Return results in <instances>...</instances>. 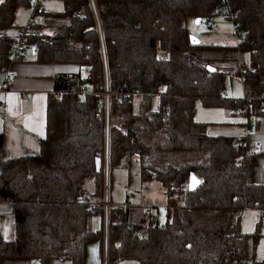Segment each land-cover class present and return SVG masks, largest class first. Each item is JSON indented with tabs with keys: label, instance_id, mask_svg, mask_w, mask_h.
Returning <instances> with one entry per match:
<instances>
[{
	"label": "trees",
	"instance_id": "16d2710c",
	"mask_svg": "<svg viewBox=\"0 0 264 264\" xmlns=\"http://www.w3.org/2000/svg\"><path fill=\"white\" fill-rule=\"evenodd\" d=\"M60 1L62 10L29 24L20 44L29 43L37 60L75 62L79 70L54 76L37 153L8 156L0 132V201L10 203L13 219V236L0 235V264L4 257L84 264L90 240L102 241L107 264L245 263L248 238L255 246L261 233L259 225L242 232L239 214L264 209V182L253 180L244 137L209 133L208 122L194 115L197 100L245 115V125L249 116L264 115V0H226L235 14L234 34L242 32V39L225 44L191 43L186 27L196 17L230 20L213 13L222 0H94L102 42L90 0ZM24 4L0 2V71L13 58L16 40L8 31ZM226 75L241 80V99L221 95ZM106 86L107 130L101 106ZM106 141L109 173L135 159L140 180L163 187V223L143 205L121 210L109 198L106 232L87 227L91 214L104 219L103 171L95 160L102 159ZM190 173L200 180L192 191ZM85 178L92 179L93 191L84 187Z\"/></svg>",
	"mask_w": 264,
	"mask_h": 264
},
{
	"label": "crops",
	"instance_id": "0c3cea01",
	"mask_svg": "<svg viewBox=\"0 0 264 264\" xmlns=\"http://www.w3.org/2000/svg\"><path fill=\"white\" fill-rule=\"evenodd\" d=\"M90 3L96 22V29L102 42V32L95 2L94 0H90ZM62 8L63 5H52L48 9L44 10V12L41 14L44 16L45 12L61 11ZM35 9L36 8H34V10L32 11V15L38 13L34 12ZM17 11L18 8L15 13V19L17 17ZM17 32L18 31H16L15 34L11 35L15 36ZM236 41L237 40L230 42ZM103 56H105L104 49ZM78 70L79 66L75 62H50L37 60L33 51L27 50L25 54L22 55V57L12 58L6 68L0 71V86L3 87L0 90V132L2 133L3 151L5 154H7L8 156L18 157L27 154H35L38 152L39 140L44 138L46 134L47 98L49 94L54 93V76L60 72L74 73ZM6 76H8V79H6ZM245 122L246 120L241 124L243 128H246L248 130L247 132L249 133L243 137L246 139L247 149L251 151L255 164L252 177L255 182L263 183L264 115L253 117L250 121L247 122V125H245ZM225 124L226 123L221 122V126L216 127L211 122L210 124H208L207 130L209 133L225 135L221 133V130ZM210 127L214 129H211ZM101 167L103 171V163ZM87 180H90V184L86 183ZM83 185L84 187L85 185H87L85 188L89 192L93 191L92 179L85 178ZM161 203L166 209V204L163 203V201ZM248 209H257V214H259L258 208ZM242 211H240V213ZM263 215L259 214V218H257L253 211L247 212L244 214L245 218L242 224H246V218L252 217L254 219V222L258 221V223L256 224L257 227ZM258 227L260 229V226ZM0 235L6 239L13 236V219L10 212V203L8 201H0ZM257 255L258 251L256 249L254 257L252 256V263L254 262V259ZM1 264L40 263L36 258L31 257H4L1 260ZM59 264H69V262L63 261ZM229 264L239 263L232 262Z\"/></svg>",
	"mask_w": 264,
	"mask_h": 264
},
{
	"label": "rangeland",
	"instance_id": "374dc122",
	"mask_svg": "<svg viewBox=\"0 0 264 264\" xmlns=\"http://www.w3.org/2000/svg\"><path fill=\"white\" fill-rule=\"evenodd\" d=\"M32 2L37 3V10L44 12L52 5H62L60 0H31ZM54 8V7H53ZM34 10L33 5L24 4L18 7L17 17L15 19V27L9 29V33L15 34V40L17 39L18 33L22 31L24 27L29 29V24L42 22V14L35 13L32 15ZM234 19L231 21L220 15H213L210 21L202 19L199 23L195 22V19H187L186 27L189 35L197 37L203 43H212V44H225L230 41L236 40V34H234V25L232 24ZM25 37L22 41H25ZM224 40V41H223ZM25 45L30 47L29 43ZM229 64V63H227ZM234 67V64H229ZM231 67V68H232ZM106 71V67H105ZM108 93L109 90L107 89ZM106 93V94H108ZM221 95L226 98L232 99H241L243 96V87L241 80L237 76H225L223 78V86L220 91ZM135 96H141V93H133ZM152 105L153 102H152ZM195 119L202 122H212L216 127L221 126V122L226 123L221 133L234 137L242 138L247 135L249 132L246 128H243L242 122L246 120L245 115H242L238 112H231L230 110L221 107V106H206L199 100L195 103ZM208 123V124H210ZM211 129H214L210 127ZM107 130V127L105 128ZM107 142V141H106ZM103 177L105 172L103 171ZM106 180L109 186V195L110 200L115 203L127 202L130 205H143L148 204L153 206L151 212L156 215V222L163 223L166 218V209L161 203L166 202V195L164 194L163 187L154 179L141 181L139 175V164L138 161L132 159L130 165L127 168H113L107 172ZM87 184H90V180H87ZM87 185H85L86 187ZM103 194V185H102V197ZM153 202V203H151ZM141 207V206H140ZM259 218L257 214V209H248L245 208L240 214V224L241 230L246 234L254 232L256 224L258 221L254 222L252 217L246 218L245 225L242 224L247 212H252ZM264 214V212H263ZM262 214V215H263ZM258 220V219H257ZM104 219L100 214H91L87 217V226L92 231L104 230ZM261 235L259 236L258 243L254 246L252 242V237L248 238V259L245 264H264V215L259 223ZM260 242V243H259ZM102 241L99 240H90L86 244L85 250V264H102ZM258 251V255L255 257L254 262L252 263V254ZM235 263V262H233ZM111 264H137L136 260L133 259H124L118 260Z\"/></svg>",
	"mask_w": 264,
	"mask_h": 264
},
{
	"label": "built area",
	"instance_id": "2783aa9c",
	"mask_svg": "<svg viewBox=\"0 0 264 264\" xmlns=\"http://www.w3.org/2000/svg\"><path fill=\"white\" fill-rule=\"evenodd\" d=\"M27 3L30 4V5H33L34 8L37 7V3L36 2H32L31 0H27ZM223 5V6H222ZM230 9L228 8L227 6V3H226V0H222V3L220 6H217L213 9V13L214 14H220V13H223V14H226L227 13V16L230 18V20H232V18L234 19V13L229 11ZM209 19V17L207 18V20ZM26 28L27 27H24L22 29V31H20V33L18 34L17 36V39H16V42H15V46L13 47L12 51H13V58H17L18 56L21 57V55L29 49V46L28 45H22L20 44L21 41L24 39V34H25V31H26ZM236 39H242V32H239L236 34ZM6 79H8V76H6ZM5 79V80H6ZM3 87L0 86V90L2 89ZM107 89L109 90L108 86L105 87L104 91H103V103H102V109L104 111V116L106 118V127L108 129V116H109V95L110 93H108ZM110 92V91H109ZM108 93V94H106ZM133 94V92H132ZM252 119V116H249L248 120H251ZM109 152H108V142H105V149H104V154H103V159H102V163H103V166H104V169L103 171L105 172V175H104V179H103V198L102 200L99 202L101 205H102V208H103V213H104V221H105V225H104V231L106 232V218H107V215H108V210H109V206L113 203H111V201L109 200V186H108V183H107V180H106V174L108 172V169H109ZM90 205L91 204H95V202H90L89 203ZM121 210H124L129 204L125 201V202H122V203H119L117 204ZM152 206L150 205H143V209L144 210H151ZM258 212L259 214H263L264 212V209L261 208V209H258ZM150 217L151 218H154V213L150 212ZM103 242H104V245L106 246V234H104L103 236ZM107 249L105 248L103 250V253H102V264H107Z\"/></svg>",
	"mask_w": 264,
	"mask_h": 264
},
{
	"label": "water",
	"instance_id": "95a60500",
	"mask_svg": "<svg viewBox=\"0 0 264 264\" xmlns=\"http://www.w3.org/2000/svg\"><path fill=\"white\" fill-rule=\"evenodd\" d=\"M200 21H201L200 17H196L195 18V22L196 23H199ZM189 40H190L191 43H199L200 42V40L197 37L193 36V35H189ZM207 67H208V70L215 71L214 67H212V66H207ZM101 165H102V159L101 158H96L95 167H96L97 171L100 170ZM199 185H200L199 178L194 173H190L189 174V178H188V190L189 191L195 190V189H197L199 187Z\"/></svg>",
	"mask_w": 264,
	"mask_h": 264
},
{
	"label": "snow or ice",
	"instance_id": "6c2138e0",
	"mask_svg": "<svg viewBox=\"0 0 264 264\" xmlns=\"http://www.w3.org/2000/svg\"><path fill=\"white\" fill-rule=\"evenodd\" d=\"M0 2H3V0H0ZM162 91H163V89H162Z\"/></svg>",
	"mask_w": 264,
	"mask_h": 264
},
{
	"label": "bare ground",
	"instance_id": "6f19581e",
	"mask_svg": "<svg viewBox=\"0 0 264 264\" xmlns=\"http://www.w3.org/2000/svg\"><path fill=\"white\" fill-rule=\"evenodd\" d=\"M259 209V208H258Z\"/></svg>",
	"mask_w": 264,
	"mask_h": 264
},
{
	"label": "clouds",
	"instance_id": "9594fccd",
	"mask_svg": "<svg viewBox=\"0 0 264 264\" xmlns=\"http://www.w3.org/2000/svg\"><path fill=\"white\" fill-rule=\"evenodd\" d=\"M28 27V26H27Z\"/></svg>",
	"mask_w": 264,
	"mask_h": 264
}]
</instances>
